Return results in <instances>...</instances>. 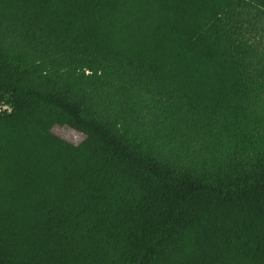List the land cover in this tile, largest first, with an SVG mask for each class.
Returning <instances> with one entry per match:
<instances>
[{"label":"trees","instance_id":"16d2710c","mask_svg":"<svg viewBox=\"0 0 264 264\" xmlns=\"http://www.w3.org/2000/svg\"><path fill=\"white\" fill-rule=\"evenodd\" d=\"M43 113L84 138L0 217V264H264V0L143 85L0 53V172Z\"/></svg>","mask_w":264,"mask_h":264},{"label":"rangeland","instance_id":"374dc122","mask_svg":"<svg viewBox=\"0 0 264 264\" xmlns=\"http://www.w3.org/2000/svg\"><path fill=\"white\" fill-rule=\"evenodd\" d=\"M111 1L0 0V53L30 68L65 63L86 73L143 85L229 2L199 0L197 6L196 0H179L154 9L135 8L127 0ZM47 116L55 119V115ZM51 132L65 143H53L58 148L49 157L48 170L84 138L67 125L54 124ZM40 162L29 171L42 170L45 165ZM11 173L10 168L0 176V217L23 195L24 183L16 175L11 178Z\"/></svg>","mask_w":264,"mask_h":264},{"label":"crops","instance_id":"0c3cea01","mask_svg":"<svg viewBox=\"0 0 264 264\" xmlns=\"http://www.w3.org/2000/svg\"><path fill=\"white\" fill-rule=\"evenodd\" d=\"M118 1L119 0H113L111 2L112 3H117ZM127 1H128V5L134 4L135 8L145 7V6H153L154 9H157L163 3H165V4H167V3L175 4L179 0H127ZM196 1H197V6H198L200 4V1L199 0H196ZM201 1H204V0H201ZM228 1H229L228 4L225 5L226 7H227V5L230 4V0H228ZM129 7H131V6H129ZM145 9L146 8L141 10V13H142L141 17L145 16L144 12H143ZM194 10H196V8H194L193 11ZM198 10H199V8H198ZM139 14H140V12H139ZM208 24L209 23H207L204 27H206ZM12 25H11V29H13ZM134 38L137 40L138 36L136 35V36H134ZM139 40H142V38H140ZM161 56H164V54H162ZM54 124L61 125V126H64V125L65 126L66 125L69 126L63 120H59V119L49 120V117L47 116V113H43L39 117L37 122L34 124L32 129L30 130V132L26 135V137L20 143V145L18 146L16 151L9 158V160L5 164V166L2 169V171L0 172V176H2V173L5 170L11 168L12 169V173H11L12 175L10 174L11 175L10 177L12 178L13 175H16L18 178H20L22 183H24V185H23L24 189L21 192L23 194L22 197L25 194H27L36 184H38L41 181V179L53 167H55V165H53V166L50 165V169L49 170L46 167V165L48 164V161L50 159L49 157L53 155V152L55 151V148H58V147H54L53 143H55L56 141L61 142L62 139H63L60 136L56 135L55 133L51 132L52 127H53ZM42 136H44V137H42ZM64 141H62V142L65 143ZM42 157H43V159L45 158V160L41 161ZM38 159H39V162L41 161V162L44 163L45 166H43V169L42 170H37V171L36 170L29 171L32 166H35V164H36L35 162L38 161ZM44 169H45V171H44Z\"/></svg>","mask_w":264,"mask_h":264}]
</instances>
